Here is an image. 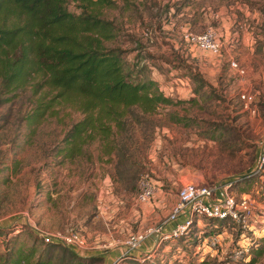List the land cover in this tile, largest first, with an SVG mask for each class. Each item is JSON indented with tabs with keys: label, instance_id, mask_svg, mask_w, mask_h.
I'll use <instances>...</instances> for the list:
<instances>
[{
	"label": "rangeland",
	"instance_id": "rangeland-1",
	"mask_svg": "<svg viewBox=\"0 0 264 264\" xmlns=\"http://www.w3.org/2000/svg\"><path fill=\"white\" fill-rule=\"evenodd\" d=\"M76 5L67 8L78 13ZM101 12L116 27L109 45L133 50L127 59L138 56L140 75L172 104L150 115L127 114L111 161L91 143L58 163L55 146L81 115L61 104L28 126L36 95L26 88L2 103L0 91V245L15 241L40 251L45 245L36 229L74 231L84 241L76 255L96 256L92 264H107L112 251L109 263L117 264H237L229 254L239 230L226 220L199 218L180 238L158 244L147 238V249L129 256L120 250L130 235L182 218L167 222L186 183L215 188L216 196L226 185L236 198L245 194L264 225V174H253L264 143V0H114ZM207 28L221 43L218 55L182 40L185 31ZM143 175L150 193L140 201ZM66 246H57L55 258ZM253 264H264V253Z\"/></svg>",
	"mask_w": 264,
	"mask_h": 264
},
{
	"label": "trees",
	"instance_id": "trees-1",
	"mask_svg": "<svg viewBox=\"0 0 264 264\" xmlns=\"http://www.w3.org/2000/svg\"><path fill=\"white\" fill-rule=\"evenodd\" d=\"M70 1L76 2L78 13L68 10ZM112 6L114 0H0V91L6 96L2 103L30 88L36 99L25 117L28 126L38 124L61 104L81 115L55 146L58 163L77 158L91 143L106 162L111 161L112 154L119 152L117 137L127 130V114L150 115L172 104L155 82L140 75L138 56L132 62L127 59L133 50L109 45L116 27L101 9ZM60 244L44 243L38 251L35 245L5 240L0 245V264L96 261V256H77L71 246L63 247L62 255L55 258ZM250 253L246 264L264 253V234L252 242Z\"/></svg>",
	"mask_w": 264,
	"mask_h": 264
},
{
	"label": "built area",
	"instance_id": "built-area-1",
	"mask_svg": "<svg viewBox=\"0 0 264 264\" xmlns=\"http://www.w3.org/2000/svg\"><path fill=\"white\" fill-rule=\"evenodd\" d=\"M181 37L188 47L206 51L213 55L220 53L221 43L215 31L211 28H207L199 33L185 31ZM230 64L236 67L235 62L231 61ZM240 97L244 102H247L250 98L249 96L245 97L243 94ZM244 107H246V103ZM256 161L257 164L253 170V174L260 178L264 174V143L260 148ZM148 182L147 175H143L139 180L136 198L140 201L148 197L150 193V190L145 189V185ZM214 190L215 188L186 183L177 192L178 200L167 218V222L175 221L178 215L182 218L172 224L168 231H164V227L156 226L148 227L139 233L130 235L122 243L124 248L120 250V256H129L130 251L136 250L142 241L147 238H150L153 244L172 240L188 233L194 220L210 218L232 221L237 224L239 238L236 246L230 251L229 260L231 263L240 264L249 255L247 253L248 243L257 239L256 231L259 233L264 232V225L257 220L250 206V201L245 194L239 195V198H236L227 190V185L224 188L218 187V196L214 194ZM36 230V234L44 243L59 242L74 248H83V239L74 231L47 233L40 229ZM245 240L246 242H244ZM110 264H117V261L115 262L114 260Z\"/></svg>",
	"mask_w": 264,
	"mask_h": 264
},
{
	"label": "crops",
	"instance_id": "crops-1",
	"mask_svg": "<svg viewBox=\"0 0 264 264\" xmlns=\"http://www.w3.org/2000/svg\"><path fill=\"white\" fill-rule=\"evenodd\" d=\"M171 226H172V224L171 225H169V224L165 225L164 226V230L170 229ZM148 246H149V242H147V243L144 242V243L141 244V247L139 246L138 249H136V252L137 253L143 252V251H145L147 249ZM116 254H117V251H112L110 253V257H108V259L106 260L107 264H110L109 263L110 260H113L114 259V258L112 259V255H113V257H115ZM132 254L135 255L134 252Z\"/></svg>",
	"mask_w": 264,
	"mask_h": 264
}]
</instances>
